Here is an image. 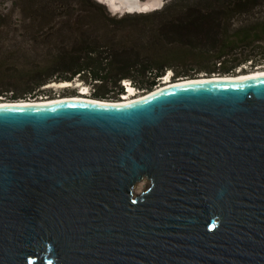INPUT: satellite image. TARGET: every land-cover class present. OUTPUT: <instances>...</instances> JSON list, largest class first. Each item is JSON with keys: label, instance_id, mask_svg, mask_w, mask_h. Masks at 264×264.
<instances>
[{"label": "water", "instance_id": "1", "mask_svg": "<svg viewBox=\"0 0 264 264\" xmlns=\"http://www.w3.org/2000/svg\"><path fill=\"white\" fill-rule=\"evenodd\" d=\"M156 87L0 103V264H264V73Z\"/></svg>", "mask_w": 264, "mask_h": 264}, {"label": "trees", "instance_id": "2", "mask_svg": "<svg viewBox=\"0 0 264 264\" xmlns=\"http://www.w3.org/2000/svg\"><path fill=\"white\" fill-rule=\"evenodd\" d=\"M4 1L18 15L0 18L8 100L38 101L46 84L77 79L92 97L120 101L125 80L146 92L168 70L174 81L264 67V0H165L123 13L97 0Z\"/></svg>", "mask_w": 264, "mask_h": 264}, {"label": "rangeland", "instance_id": "3", "mask_svg": "<svg viewBox=\"0 0 264 264\" xmlns=\"http://www.w3.org/2000/svg\"><path fill=\"white\" fill-rule=\"evenodd\" d=\"M97 1H99L101 3L103 2V0H97ZM140 1H148V0H140ZM157 1H158L157 2L158 3V6H160V7H162L163 4L165 3V0H157ZM103 4L109 9V6H107L106 3L103 2ZM156 9H158V8H156ZM13 10L14 9H13L10 1L0 0V18H2L4 20V19H8L9 16H12V19L13 20L14 19H17L18 18V15L16 14V11L15 10L13 11ZM111 12L112 13H115L114 11H111ZM10 13H11V15H10ZM245 69H247L246 72H248V71L249 72H252V71L257 70V69H264V67L257 66V67H253V69H249V67H246ZM241 73H244V72H241V71L238 72V69H236L235 74H241ZM166 75L169 76V79H170L171 72L168 70L166 72L165 76ZM165 76H163V77H165ZM76 81H79V80L74 79V82H72L70 85L64 86V87L43 86V88H44L45 91L42 92V93H40V94H38L37 97L36 98H33V99H36V100L40 101V100H46V99L57 98V97H65V96H84V95H81V93H82L81 91L82 90H84L86 92V94H89V87H88V85L85 84V83H83V82H81V81H79L80 83H77ZM124 83H125V81H124ZM127 83L129 84V82H127ZM127 83H125L123 85L124 92L121 95H119V98H118L119 100H123L124 98H134V97H138L139 95H143L145 93V91L137 90L134 86L131 85V87L134 90L131 93H128L127 94V92H126L127 91V88H125ZM0 99H1L0 101H2V99L3 100H8V99H5V96H0Z\"/></svg>", "mask_w": 264, "mask_h": 264}, {"label": "bare ground", "instance_id": "4", "mask_svg": "<svg viewBox=\"0 0 264 264\" xmlns=\"http://www.w3.org/2000/svg\"><path fill=\"white\" fill-rule=\"evenodd\" d=\"M111 1H113V0H111ZM149 1V0H148ZM120 2L121 3H125V2H127V4H133V2L131 1V0H120ZM149 4L151 5V6H157L158 4H157V1L156 0H150L149 1ZM131 6H133V5H131ZM137 6V5H136ZM134 7V6H133ZM262 73H264V69H257V70H254V71H252V72H246V73H241V74H235V75H223V76H221V77H225V78H228V79H232V78H239V77H243V75H247V74H250V75H260V74H262ZM77 83H80L79 81H76ZM128 81L127 80H125V83H127ZM172 81L169 79V76H165L164 77V80H163V82H162V84H160V85H158V86H164V85H167V84H170ZM72 83V81H61V82H51V83H48V84H46L45 86H50V87H53V86H57V87H64V86H68V85H70ZM125 88H127V94L128 93H131L134 89L131 87V85L130 84H126V87ZM157 88V87H156ZM84 89V88H83ZM82 90V89H81ZM82 93H81V95L82 94H85L86 92L84 91V90H82L81 91ZM125 92V93H126ZM124 93V94H125ZM139 96H141V95H139ZM138 96V97H139ZM68 97H73V98H90V97H88V96H86V95H84V96H65V97H57V98H53V99H46V100H40V101H33V102H46V101H51V100H55V99H59V98H68ZM138 97H134V98H124L123 100H120V101H118V102H127V101H130V100H133V99H136V98H138ZM1 100V99H0ZM3 100V99H2ZM21 100H24V101H28V102H32V100H25V99H21ZM8 100H6V101H0V103H3V102H7Z\"/></svg>", "mask_w": 264, "mask_h": 264}, {"label": "flooded vegetation", "instance_id": "5", "mask_svg": "<svg viewBox=\"0 0 264 264\" xmlns=\"http://www.w3.org/2000/svg\"><path fill=\"white\" fill-rule=\"evenodd\" d=\"M150 1V0H149Z\"/></svg>", "mask_w": 264, "mask_h": 264}]
</instances>
